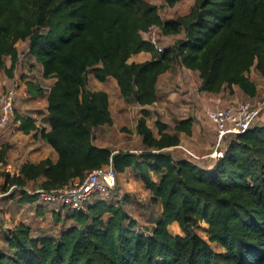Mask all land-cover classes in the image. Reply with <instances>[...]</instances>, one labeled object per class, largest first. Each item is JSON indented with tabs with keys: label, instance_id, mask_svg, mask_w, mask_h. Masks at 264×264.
Here are the masks:
<instances>
[{
	"label": "trees",
	"instance_id": "trees-1",
	"mask_svg": "<svg viewBox=\"0 0 264 264\" xmlns=\"http://www.w3.org/2000/svg\"><path fill=\"white\" fill-rule=\"evenodd\" d=\"M183 1L164 0L171 8ZM152 25L160 27L161 53L146 38ZM163 37L176 41L163 47ZM20 43L28 44V75L35 78L38 69L52 82L44 88L22 76L31 98L46 92L47 128L25 110L15 111L13 123L51 147L57 160L26 161L11 173V147L1 144L0 193L19 210L38 202L32 194L38 189L63 188L112 166L117 177L141 180L151 193L150 215L140 227L124 208L128 197L115 195L117 179L109 197L95 195L81 211L41 203L53 206L39 205L38 214L51 208L55 227L36 231L20 223L4 231L0 264H264V123L228 136L223 158L208 168L171 152L191 137L192 112L173 108L171 119L156 113L157 135L148 124L162 77L179 68L198 78L204 96L225 94L255 107L264 101H257L264 0H193L184 14L165 21L155 0H0V72L9 78L20 67ZM143 53L150 60L130 62ZM90 74L101 83L114 80L117 99L139 107L137 121L121 129L137 136L141 154L101 138L116 123L110 94L87 88ZM30 183L33 191L26 190ZM5 222L0 217V230ZM173 224L184 236L171 234ZM201 224L208 226L206 237L196 231Z\"/></svg>",
	"mask_w": 264,
	"mask_h": 264
},
{
	"label": "rangeland",
	"instance_id": "rangeland-1",
	"mask_svg": "<svg viewBox=\"0 0 264 264\" xmlns=\"http://www.w3.org/2000/svg\"><path fill=\"white\" fill-rule=\"evenodd\" d=\"M155 3L160 9V15L162 19L170 20L184 14L189 10L193 0H185L176 7H168L164 0H155ZM176 39L163 37L162 44L163 47H170ZM20 50V67L15 72L14 78H9L0 72V95L5 93L8 89L15 87L18 90V96L16 98V111L19 113L21 110L29 111L33 113V119L35 122L44 127V117L46 116V92L43 95H37L31 98V92H28L26 85L27 78L29 81H34L36 84L39 82L43 84L44 88L51 84L52 81L46 80L41 76V70L36 69L35 78L28 75L26 67V60L28 59V44L20 43L18 45ZM150 55L140 54L134 56L130 62L142 63L150 60ZM24 73V74H23ZM254 78V75L251 77ZM114 80H109L107 83H101L97 81L93 75L88 76V86L87 88L91 91H105L110 94L111 101V111L115 119V131H109L101 136L105 139V143L115 147L116 149H130L131 147H136V150H130L134 153L141 154V149L139 147L138 138L135 134H129L123 131L121 128L128 127L132 125L133 121H137L139 115V107L130 106L126 107V104L117 99V86ZM199 81L195 75H192L187 69H177L173 74H167L162 77L159 83V97L160 101L155 106L149 108L152 113V118L148 120L149 127L152 129L155 135H157L156 118L158 113L162 117H167L171 119V109L179 110L183 108V113L188 116L191 112L195 118L193 124V131L191 137L184 139L180 146L172 150V154L177 159L178 157H185L189 161L201 165L204 168L211 166L213 160H217L212 157L214 150L216 149L217 136L214 124L209 118V111L213 107L212 99L214 97H207L199 92ZM259 99L257 101L264 100V81H259ZM33 95V94H32ZM224 94L220 99L223 101L224 105H230L233 102L242 101L240 98L232 100L231 98L226 99ZM226 99H224V98ZM31 99V100H29ZM24 106V107H22ZM157 113V114H156ZM261 117H264V110L262 111ZM166 118V119H167ZM7 143L10 145L9 157L7 159L8 166L7 169L11 173H15L22 163L26 161L39 162L41 160L50 158L55 160L57 158L56 153L53 150H46L44 142L40 139H35L33 135H25L20 128V124H17V128L13 125L7 130L6 133L0 135V145ZM129 146V147H128ZM152 178L156 181L157 174H152ZM119 180V189L115 195H119L120 199H124L125 196L128 197V201L124 202V208L129 213L130 216L138 221L140 227H146L148 223V215H150V210H147L146 204L150 196V192L147 191L142 184L141 180L132 176L131 173L125 175H119L117 181ZM2 182L0 181V184ZM34 184L30 183L26 190L33 191ZM15 191L11 189L9 195ZM111 193L103 196V199L109 197ZM9 197V196H8ZM20 199V195L15 198V200ZM39 202L33 205H23L19 210L16 205H13V201L6 200V197L0 193V217L5 219V223L0 230V236L4 231L13 228L20 223L30 225L34 230H48L54 228L52 221L51 208L46 215L38 214ZM44 207H53L42 205ZM56 210L60 208L54 206ZM44 209H42L43 211ZM6 211V214H3ZM207 225L201 224L197 228V233L206 237ZM171 234L173 236L180 235L184 236L181 232L178 224H173L170 227ZM5 233V232H4Z\"/></svg>",
	"mask_w": 264,
	"mask_h": 264
},
{
	"label": "built area",
	"instance_id": "built-area-1",
	"mask_svg": "<svg viewBox=\"0 0 264 264\" xmlns=\"http://www.w3.org/2000/svg\"><path fill=\"white\" fill-rule=\"evenodd\" d=\"M159 32L160 27L152 25L146 32V38L154 49L161 53L163 48L159 42ZM17 96L18 90L15 87L0 95V135L6 133L12 125L17 128V124H20L13 123ZM213 103L208 114L218 139L211 156L219 160L223 158L224 141L228 136L244 134L259 123L264 101L259 102L256 107L249 101L224 105L220 98L213 99ZM116 179L117 174L112 166L98 168L89 172L82 181H74L63 188L50 191L38 189L32 194L38 195L39 203L59 204L81 211L93 196L111 193L116 187Z\"/></svg>",
	"mask_w": 264,
	"mask_h": 264
},
{
	"label": "crops",
	"instance_id": "crops-1",
	"mask_svg": "<svg viewBox=\"0 0 264 264\" xmlns=\"http://www.w3.org/2000/svg\"><path fill=\"white\" fill-rule=\"evenodd\" d=\"M140 55V54H139ZM211 98V97H210ZM211 100L213 101V99L211 98ZM34 118V117H33ZM259 123H264V117H261V120L259 121ZM44 127H46L47 128V124L46 123H44ZM44 146H46V150H53L51 147H49V146H47V145H45L44 144ZM53 160V159H52ZM57 160V158L55 159V160H53V161H56ZM34 162V161H33ZM23 164V163H22Z\"/></svg>",
	"mask_w": 264,
	"mask_h": 264
}]
</instances>
